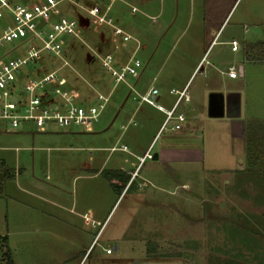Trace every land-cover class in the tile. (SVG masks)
I'll return each mask as SVG.
<instances>
[{
  "label": "rangeland",
  "instance_id": "rangeland-1",
  "mask_svg": "<svg viewBox=\"0 0 264 264\" xmlns=\"http://www.w3.org/2000/svg\"><path fill=\"white\" fill-rule=\"evenodd\" d=\"M21 1L25 3L27 0ZM71 1L63 2L54 9L55 16L66 13L77 18L80 24L79 37L65 38L64 58L69 65L63 66V61L57 57L43 55L36 68L42 72L60 68L59 77L66 79L64 87L77 89L86 99V107L94 100L96 92L110 95L99 121L92 124L93 129L102 125L105 115H111L113 107L118 105V98L129 91L124 83L115 86L103 72L99 57L110 53L117 62L123 63L130 56H135L142 65L137 70V77L131 78L129 84L136 82L137 89H146L151 86L159 69H162V75L170 76V85L181 82L183 76L195 68L215 37L219 42L231 41L234 39L231 33L246 26L251 30L256 29L260 38L264 39V0H116L112 4L115 23L126 29L125 24L131 26V23L136 22V40L127 42L125 46L121 38L113 35L111 27L95 23L87 12L93 2L104 1L109 4L110 0ZM133 6L137 9L135 14L131 13ZM11 22L9 14L0 17V31ZM198 42L204 43L203 50L195 44ZM13 43L18 44L17 41ZM13 43L0 46V58L5 59L14 54L9 52ZM257 43L260 45L262 42ZM257 43L253 45L256 53L260 51L256 49ZM222 47L231 52L230 45L224 44ZM151 56H155V60ZM209 61L207 54L192 76L189 89L201 81ZM260 68L264 71V66ZM26 71L32 77L37 76L32 67ZM262 82L260 103L255 107V101L252 102L254 120H264V80ZM250 89L253 90L252 87ZM173 100L171 96L168 101ZM160 103L165 105L162 100ZM182 106L183 102L180 108ZM190 120L194 121L193 133L197 137L203 136V132L205 135L204 139L201 137V140L196 141L205 151V168L230 166L234 156L235 163L241 162L258 170L264 168V165H254L255 160L251 158L259 146L264 152V145H259L260 140L257 138V135L264 136V121H255L244 141H233L225 134L216 142L207 131L210 125L206 119ZM121 122L125 124L127 121L118 118L105 138L88 133V127L85 129L74 125L70 131L63 133L69 137L63 138H56L58 134L40 137V134L30 131L0 132V159H4L13 169H22L23 174L19 179L22 186L28 188L30 184L29 189L45 200L37 201L25 195L24 199L30 205L9 201V195L21 197V194H17L19 191L14 182L6 184V196L0 203V237H8L15 264H181L182 257L188 259L189 264H196L195 256L185 258L187 255L181 256L180 252L186 248H205L200 245V241L206 243L202 261L204 257V260L210 261L214 256L228 255L210 251L211 246L218 243L215 232L220 230L229 233L227 217L216 221L212 216L217 213L224 216L240 214L242 211L241 214L247 216L245 218L256 220L260 213H264L263 172L206 173L203 174L202 185H194L192 195L194 198L203 195L222 202L223 210H217V206L212 203H205V213L209 217L204 226L200 225L201 222L192 219L196 217L197 207L193 204L187 206L183 200L186 191L182 183L186 173L175 171L170 177L160 167L152 170L151 158L136 162V148L144 150L143 142L149 138L136 135L140 124L122 130ZM173 124L171 122L161 129L152 144V154L169 134L184 133V121L180 122V129L172 131L170 127ZM223 133H227L226 129H221L220 135ZM35 136L37 138L33 142ZM47 138L49 142L44 143L51 144V148H42L40 140ZM90 151L92 162H89ZM121 163L131 167L130 178L127 181L117 178L110 182L106 176L110 173L106 171H118L113 168L119 167ZM136 163H139L137 171ZM89 165L102 171L98 175H95L96 171L84 174L85 171L80 170V167L84 169ZM133 172H136L135 176ZM144 178L150 180L146 186L142 185ZM32 184H36L37 188H33ZM58 187L62 191L55 190ZM49 199L59 200L61 204L60 213H55L52 218L46 214L50 210L47 203ZM234 199H241L244 203L235 206L232 204ZM245 218L241 216L239 220ZM228 238L225 235L222 237V241H226L222 249L230 248L231 243L236 241L234 234L230 236V241ZM185 240L190 243L182 246ZM116 245L117 250L114 248ZM235 245L240 257L243 256L242 248L256 247L250 246L247 241L236 242ZM107 249L111 252L107 253ZM3 254L1 244L0 264H5Z\"/></svg>",
  "mask_w": 264,
  "mask_h": 264
},
{
  "label": "crops",
  "instance_id": "crops-1",
  "mask_svg": "<svg viewBox=\"0 0 264 264\" xmlns=\"http://www.w3.org/2000/svg\"><path fill=\"white\" fill-rule=\"evenodd\" d=\"M136 8V6H133ZM147 11V8H145ZM136 13V12H135ZM134 13V14H135ZM144 14H147L144 12ZM139 29H140V23ZM117 26L121 27L120 25L116 24ZM127 27L132 30L131 32L124 29V27H121L126 33L132 36L134 40H136V22L131 23V26L128 24ZM173 26V24H172ZM128 29V30H129ZM236 32V31H235ZM231 33L230 36H234V39L225 40V41H216V37L212 40L211 44L208 47V50L205 51L204 55L201 56L200 61L197 63L195 68H192V71L190 70L185 76H183V79L181 82H175L176 84L170 85L172 80L170 79V76L162 75V69H159L156 73V75L153 78V82L150 87L144 88V89H137L136 88V82L135 84H129L126 85L129 88V91H127L123 96L118 98V105L116 107H113L112 114L109 113L105 115V118L103 119L102 125L100 127L95 128L92 132H88L93 134L95 137H102L106 134H109L111 132V129L113 128V125L115 121H117L118 118L127 121L125 124L120 123V129L125 130L130 126H135L137 123L141 125L139 130H136V135L138 134L140 138H149L144 143L143 142V148L144 150H139L136 148V162H141V158L147 153L149 149H151L152 154V144L156 140L159 132L161 129H163V125L165 123L166 114L163 111L158 110L157 108L141 103L139 101V95L144 94L151 88H155L158 90L157 95V101L159 104L162 100L165 105H162L166 110H170L177 97L175 94L172 93V90H178V91H184L188 95V99L183 98V100L180 102L179 106L177 107L176 113L182 114L184 119L183 120H173L171 122L175 123V125H180V122L184 121L185 123V131L181 134H175L170 135L166 137L161 144L159 149L152 154L153 158L155 154L157 155V159L152 158V163L150 164L151 169L155 168H162L161 170H164V172L167 173L168 176H173V173L175 171H180L182 173H186V179L182 183L183 189L186 191V194L184 196V201L187 203V206L190 204H193L197 207V212L195 213L196 217L192 218L198 222H201L200 225L205 224V221L208 220V215L205 213L204 205L205 203H212L213 206H217V210H223V203L218 202L215 200H211L209 198H205L202 196L193 197L192 192L194 189V185L198 183V185H202L203 183V174L206 175L213 173V172H224V173H239V174H248L253 172L259 171L264 173V168H259L248 166L245 164H242L241 162L235 163L236 158L234 156L233 164L228 166H221V167H213V168H205L204 160H205V151L201 149L200 143H197L196 141L201 140V137L204 139L203 136H205L203 133L201 137H197L196 134L193 133V122H191L190 119H194L195 121L206 119V123L210 125V128H207L208 133L210 132V136L216 141L219 142L221 138L227 136L231 140H240L244 141V139L247 136L248 130H250V127L252 124L256 122H262L264 120H254L255 113L253 111L252 102L255 101V107L259 105L260 103V96H261V90L262 88V81L264 80V71L260 68L261 66H264V39L260 38L261 35L259 32L256 31V29L251 30L250 27L243 26V29L240 28V31H237L236 33ZM143 40V39H142ZM237 42L238 43V49L236 51L232 50L231 42ZM257 42H262L260 45ZM138 43V41H137ZM257 43V48L260 49L259 52H254L253 48H255L253 45ZM198 45L199 48H205L204 43H195ZM228 44L231 46V52L223 49V45ZM202 49V50H203ZM208 54V57H210V61L208 64L207 69L203 71V78L197 85H195L192 89H189L188 84L198 69L200 65H202V61L204 60L205 56ZM228 56V57H227ZM153 60H155V56H151ZM228 60V61H227ZM229 62V63H227ZM236 66L238 70V77L237 78H230L227 74L228 68L230 66ZM240 68H242V73H240ZM239 82H236V81ZM174 82V81H173ZM253 88L251 90L250 88ZM173 97V101H168L170 97ZM183 102V106L180 108L181 103ZM238 104L239 105V116H235L233 113H231V116L226 115V109L231 104ZM180 108V109H179ZM256 121V122H255ZM171 125L170 129L173 131ZM180 129V127L178 128ZM221 129H226L227 133H223V135H220ZM210 130V131H209ZM28 133V132H26ZM33 134H40V137L49 135H55L56 138H63V137H69V135H65L63 133H66L65 131H58L55 129L49 130L47 132H30ZM226 134V135H225ZM225 135V136H224ZM34 137V136H33ZM79 137V136H77ZM33 138V142L36 140ZM48 139V140H47ZM42 139L40 142H42L41 147L42 148H51V144L44 143L49 142V138ZM55 140V139H53ZM52 140V141H53ZM243 149V147H241ZM99 149H105V148H99ZM243 151H241L240 154H242ZM241 156V155H240ZM4 160V159H2ZM5 161V160H4ZM93 161V155L92 151L89 153V162ZM6 162V161H5ZM108 162V160H107ZM139 163L136 165V171L139 167ZM117 164V163H115ZM145 164V162H144ZM149 166V167H150ZM174 169V170H173ZM16 171L20 170V173L17 174L14 182L16 185V189L19 191L17 194H21L19 196L21 197H15L14 195H9L10 198L9 201H16L17 204L22 205H30L26 202L24 199L25 195H27L30 198H35L37 201H45L43 199L38 198L39 195H37L34 191L29 189L30 184H28V188H25L24 185L22 186L20 182V177L22 176V169H15ZM80 170H84V174H88L87 171H96L95 175H98L101 169L97 171L96 169L91 168L89 165L88 167H85L82 169L80 167ZM113 170L123 171L130 175L131 167L126 165L125 163H121L119 167H114ZM134 173V172H133ZM92 174V173H89ZM193 174H196V179H194ZM200 174V175H199ZM202 174V175H201ZM200 177V178H199ZM261 177V176H260ZM235 182H237V177L235 176ZM149 178H144L142 181V185L146 186L147 182H149ZM33 188H37V185L32 184ZM6 188V187H5ZM6 190V189H5ZM55 190L62 191L60 187L56 188ZM6 192V191H4ZM203 193V191H202ZM5 193L0 196V203H3L5 198ZM21 198V199H20ZM29 198V199H30ZM48 205L50 206L49 212L46 214L48 215V218L55 217V213H60L61 204L59 200H53L49 199L47 200ZM242 200L234 199L232 201V204L239 205L242 204ZM244 203V202H243ZM75 205V200L73 202ZM16 209V208H15ZM56 211V212H55ZM42 214L45 213V211H40ZM220 212V211H219ZM242 213V211H240ZM235 214L230 213L226 216L224 215H214L216 221H219L220 219H224V217H227L228 220V230L229 233H225L219 230V232H215V235L217 238L218 243L214 244L212 247L211 252L215 254H228V255H217L211 258L210 261L208 259L203 261L201 260V256L203 253H206V243L203 241H200V245L204 246L205 248H198L196 250H190L185 249L184 251L180 252L181 256L187 255L185 258H189V256H192V258L195 256L197 259L196 264H264V213H260L258 215V218L256 220H249L245 214ZM190 214V212H188ZM187 215V213H186ZM194 215V216H195ZM58 216V215H57ZM243 216L245 219L243 221L239 220V218ZM191 219V216H189ZM222 219V220H223ZM199 224V223H198ZM199 225V226H200ZM204 229V227H203ZM202 229V230H203ZM214 233V232H213ZM202 234V232H201ZM223 234V235H222ZM234 234V240L232 246L230 248H221L224 246L226 241H222V237L227 238ZM218 236V237H217ZM250 239V241L248 240ZM227 239V240H228ZM249 243L250 246L256 245V247H249L243 249L242 252L243 256L240 257L238 254L240 252H236L235 249L238 243ZM199 242V241H198ZM190 243L189 240H185L182 243L188 244ZM109 246V244L107 245ZM114 248L117 250L118 246H114ZM255 254V255H252ZM204 256V255H203ZM240 257V258H238ZM181 258V264H189L188 259ZM200 260V261H199Z\"/></svg>",
  "mask_w": 264,
  "mask_h": 264
},
{
  "label": "built area",
  "instance_id": "built-area-1",
  "mask_svg": "<svg viewBox=\"0 0 264 264\" xmlns=\"http://www.w3.org/2000/svg\"><path fill=\"white\" fill-rule=\"evenodd\" d=\"M71 0H0V17L10 15L12 22L0 31V46L13 43L9 52H14L8 58H0V132H47L55 129L70 131L72 125L88 127L92 132V124L99 121L103 110L110 100V95L96 92L94 102L85 106L86 99L75 88H65L66 79L59 77L60 68L42 72L36 68L43 55H51L63 61V66L69 65L65 60V38L78 36L80 24L77 18L66 13L54 15V9L63 2ZM116 0L95 1L88 8L89 17L99 25L112 28L115 37L121 38L125 46L133 40L115 23L112 15V4ZM73 2V1H71ZM137 12L135 7L131 13ZM155 20V18H154ZM139 45V43H138ZM232 50L238 49L237 42H231ZM10 54V53H7ZM100 64L104 73L114 82L115 86L127 84L131 78L137 77L141 61L130 56L123 63L107 53L101 57ZM32 67L36 77L26 71ZM230 78L238 77L236 66H230L227 72ZM177 99L170 110H166L157 101L158 90L151 88L139 95V101L165 112L166 119L163 127L173 120H183L182 114L176 110L183 98L188 99L184 91L172 90ZM174 125L172 129H178ZM126 149V146H124ZM153 158L151 149L141 158V162ZM136 172L133 173V176ZM107 253L111 250L107 249Z\"/></svg>",
  "mask_w": 264,
  "mask_h": 264
},
{
  "label": "trees",
  "instance_id": "trees-1",
  "mask_svg": "<svg viewBox=\"0 0 264 264\" xmlns=\"http://www.w3.org/2000/svg\"><path fill=\"white\" fill-rule=\"evenodd\" d=\"M257 138H258V140H260L259 145H264V136H262V135L258 136L257 135ZM251 141L253 142L254 139H252ZM256 149H257L256 153H253L251 158L253 157L255 160L254 165H262L263 166L264 165V152L262 151L260 146H259V149L258 148H256ZM248 151H249V149L247 150V152ZM259 162H261V164H259ZM106 172L110 173V174H106V176L110 180V182H112L114 179H117V178L123 179V181L124 180L127 181L130 178V175H128L127 173H125L123 171H106ZM18 173H20V170L16 171L15 169L9 167L4 160L0 159V196L4 194L6 184L10 181H14ZM104 173H105V171L103 172V174ZM112 185L114 186L113 183H112ZM1 244L3 245V248H4V254L3 255H4L5 264H15L13 257H12L11 250L8 246V237L7 236L0 237V245Z\"/></svg>",
  "mask_w": 264,
  "mask_h": 264
},
{
  "label": "water",
  "instance_id": "water-1",
  "mask_svg": "<svg viewBox=\"0 0 264 264\" xmlns=\"http://www.w3.org/2000/svg\"><path fill=\"white\" fill-rule=\"evenodd\" d=\"M240 73H242V68H240ZM231 113H233V114L235 113L234 114L235 116H239V105L238 104L233 103V104H231V105H229L227 107L226 115L231 116L230 115ZM153 159H157V155L156 154H155Z\"/></svg>",
  "mask_w": 264,
  "mask_h": 264
}]
</instances>
